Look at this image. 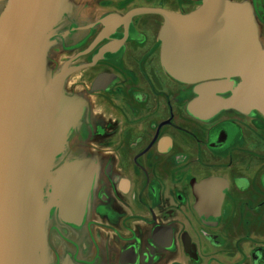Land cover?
Returning a JSON list of instances; mask_svg holds the SVG:
<instances>
[{
    "label": "flooded vegetation",
    "instance_id": "af4514ba",
    "mask_svg": "<svg viewBox=\"0 0 264 264\" xmlns=\"http://www.w3.org/2000/svg\"><path fill=\"white\" fill-rule=\"evenodd\" d=\"M204 2L65 0L29 42L40 84L69 71L56 155L93 167L73 220L62 188L43 189L37 264H264V114L221 104L240 77L178 76L165 58L167 16ZM13 4L0 0V25Z\"/></svg>",
    "mask_w": 264,
    "mask_h": 264
},
{
    "label": "water",
    "instance_id": "95a60500",
    "mask_svg": "<svg viewBox=\"0 0 264 264\" xmlns=\"http://www.w3.org/2000/svg\"><path fill=\"white\" fill-rule=\"evenodd\" d=\"M64 3L14 0L6 24L0 25V264H37L43 238L40 158L58 153L74 118L72 104L58 95L69 71L48 88L39 83L28 55L29 42L55 23ZM167 17L165 58L171 69L186 78L236 75L240 85L221 104L264 114V46L251 7L205 0L190 16ZM182 46L186 52L179 53ZM92 180L87 162H70L56 173L52 185L62 188L67 219L76 217L78 203L84 208Z\"/></svg>",
    "mask_w": 264,
    "mask_h": 264
},
{
    "label": "rangeland",
    "instance_id": "374dc122",
    "mask_svg": "<svg viewBox=\"0 0 264 264\" xmlns=\"http://www.w3.org/2000/svg\"><path fill=\"white\" fill-rule=\"evenodd\" d=\"M229 1L230 2H236V3H242V4H245L249 7H251L253 13H255L254 14L255 27L257 29L258 35H260V31L264 29V25L256 17V11H254L255 9L253 7L252 0H229ZM253 1H254V3L256 2L258 10L261 12L262 17L264 18V0H253ZM259 41L264 46V36L263 37L260 36ZM65 154H66V151L65 152L63 151V152H60L58 155H55L54 157L49 158V159H51V164H52L51 174H54V177L61 167H63L65 164H68V163L73 161L70 153L66 156H65ZM48 186H50V184L47 185V187Z\"/></svg>",
    "mask_w": 264,
    "mask_h": 264
},
{
    "label": "bare ground",
    "instance_id": "6f19581e",
    "mask_svg": "<svg viewBox=\"0 0 264 264\" xmlns=\"http://www.w3.org/2000/svg\"><path fill=\"white\" fill-rule=\"evenodd\" d=\"M7 21V16H3L1 26H4ZM45 157L40 158L39 162V172L37 178V192H41L47 185H52L54 181V174L52 172L51 159H46ZM40 196V193H39ZM42 218V210L40 212ZM42 221H39V225L42 226Z\"/></svg>",
    "mask_w": 264,
    "mask_h": 264
},
{
    "label": "crops",
    "instance_id": "0c3cea01",
    "mask_svg": "<svg viewBox=\"0 0 264 264\" xmlns=\"http://www.w3.org/2000/svg\"><path fill=\"white\" fill-rule=\"evenodd\" d=\"M201 208H203V207H201ZM161 264H169V261H168V257L167 256H165V258H164V260H163V262Z\"/></svg>",
    "mask_w": 264,
    "mask_h": 264
}]
</instances>
